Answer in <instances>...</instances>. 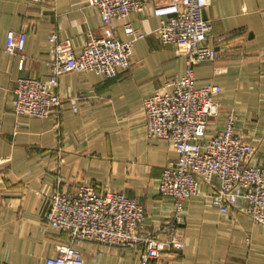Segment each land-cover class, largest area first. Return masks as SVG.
Returning <instances> with one entry per match:
<instances>
[{
	"label": "crops",
	"instance_id": "crops-1",
	"mask_svg": "<svg viewBox=\"0 0 264 264\" xmlns=\"http://www.w3.org/2000/svg\"><path fill=\"white\" fill-rule=\"evenodd\" d=\"M87 2L0 0V264H46L70 239L48 220L51 195L75 193L83 183L137 198L146 212L144 233L164 239L170 230L179 232L185 247L168 248L151 264H264V224L247 214L245 198L222 213L213 204V186L202 183L185 205L184 222L174 224V198L159 191L162 169L176 152L168 140L147 135L141 101L183 75L187 63L184 53L161 40L152 0L128 16L146 34L134 42L130 68L114 77L66 72L56 87L63 98L57 110L45 117L15 114L17 79L51 74L52 32L71 38L77 53L89 31L131 37L119 21L109 30ZM205 14L218 54L196 64V85L223 89L209 131L233 115L237 132L257 147L252 162L264 163V0H211ZM9 29L26 31L23 51L6 52ZM78 247L85 264H139L143 254L141 246L89 240Z\"/></svg>",
	"mask_w": 264,
	"mask_h": 264
},
{
	"label": "built area",
	"instance_id": "built-area-1",
	"mask_svg": "<svg viewBox=\"0 0 264 264\" xmlns=\"http://www.w3.org/2000/svg\"><path fill=\"white\" fill-rule=\"evenodd\" d=\"M147 0H88L97 9L102 23L111 31L119 21L131 37L96 35L89 31L79 53L71 38L52 32L53 45L47 80L21 76L14 89L16 115L45 117L57 110L63 98L56 92L59 78L71 71H95L114 77L130 68L135 40L146 34L128 21L132 11H140ZM153 13L160 20L161 40L174 45L186 55V71L177 75L141 101L150 137L170 142L176 157L162 169L159 191L174 198L173 223L185 220V205L200 193V185L213 186V204L228 213L240 198L247 200L245 211L257 223L264 224V163H253L256 145L237 132L234 116L228 115L223 128L210 132V118L217 114L223 92L218 83L196 85L195 66L214 60L216 47L209 44L212 21L205 17L211 0H152ZM25 30L9 29L6 52L25 49ZM76 109V104H73ZM146 212L143 204L123 191H100L94 184L83 183L75 193L55 190L51 195L48 220L52 227L67 232L69 241L57 246L56 254L46 264H85L78 247L81 241H95L113 246L143 247L139 264H151L168 248L185 247L184 238L175 229L162 239L158 233H144ZM165 229V228H164Z\"/></svg>",
	"mask_w": 264,
	"mask_h": 264
},
{
	"label": "water",
	"instance_id": "water-1",
	"mask_svg": "<svg viewBox=\"0 0 264 264\" xmlns=\"http://www.w3.org/2000/svg\"><path fill=\"white\" fill-rule=\"evenodd\" d=\"M205 15V17H206V14H204Z\"/></svg>",
	"mask_w": 264,
	"mask_h": 264
}]
</instances>
